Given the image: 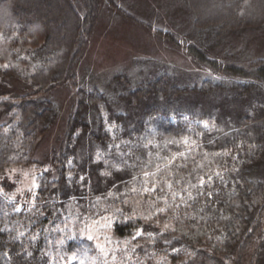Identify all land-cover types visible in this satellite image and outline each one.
Segmentation results:
<instances>
[{
    "label": "trees",
    "instance_id": "trees-1",
    "mask_svg": "<svg viewBox=\"0 0 264 264\" xmlns=\"http://www.w3.org/2000/svg\"><path fill=\"white\" fill-rule=\"evenodd\" d=\"M103 1L116 7L0 0V80L33 89L0 93V173L35 163L56 115L51 92H72L33 203L0 193V264H61L69 254L77 257L69 264H96L102 248L103 264L244 263L264 219V57L246 69L208 53L264 26V0H211L204 11L184 0L196 42L184 48L212 75L191 84L167 72L136 82L120 75L109 93L81 87L74 71ZM89 227L107 232L102 248L85 236Z\"/></svg>",
    "mask_w": 264,
    "mask_h": 264
},
{
    "label": "rangeland",
    "instance_id": "rangeland-1",
    "mask_svg": "<svg viewBox=\"0 0 264 264\" xmlns=\"http://www.w3.org/2000/svg\"><path fill=\"white\" fill-rule=\"evenodd\" d=\"M114 2L115 8L104 1L100 3L99 14L87 39L88 42L75 62L74 71L81 87L83 85L85 88L96 87L109 93L112 90V79L120 75L136 82L149 80L167 72L189 84L199 83L212 75L207 66L200 65L184 48L196 44L191 15L184 0H114ZM199 3L202 11L211 10V0H200ZM29 11L33 13L32 8ZM208 54L210 58L223 65L229 60H236L234 62L239 63L237 65L248 69L251 61L264 57V26L231 36ZM32 92L29 83L16 79L0 80V93ZM50 98L56 115L48 133L35 150L33 157L35 163L8 167L0 173V193L19 205L33 203L37 188L36 176L42 170H52L51 157L64 132L72 92L69 86L63 85L53 90ZM79 179L82 181V177ZM91 227L85 236L96 238V244L102 248L101 235L107 232H100ZM262 227L257 241L258 247L251 250L241 264H257L256 257L260 258L258 264H264V219ZM115 239L113 238L114 241ZM121 245L127 248L129 243L124 239L121 240ZM101 250L103 260H96V264H103V261L108 260L107 252L103 248ZM56 256L63 258L65 252L60 250ZM73 259L77 257L69 254L68 259H63L61 264H69L68 262ZM144 259L147 262H144L145 264L164 262L160 263L159 259H150L146 256ZM112 262L123 264L116 260ZM77 264L83 263L79 259Z\"/></svg>",
    "mask_w": 264,
    "mask_h": 264
}]
</instances>
